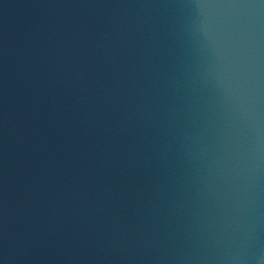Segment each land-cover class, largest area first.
I'll return each instance as SVG.
<instances>
[{"label": "water", "instance_id": "95a60500", "mask_svg": "<svg viewBox=\"0 0 264 264\" xmlns=\"http://www.w3.org/2000/svg\"><path fill=\"white\" fill-rule=\"evenodd\" d=\"M0 264H264V0H0Z\"/></svg>", "mask_w": 264, "mask_h": 264}]
</instances>
